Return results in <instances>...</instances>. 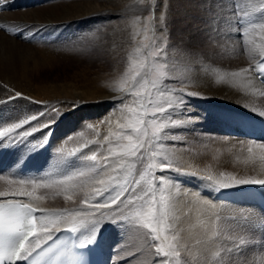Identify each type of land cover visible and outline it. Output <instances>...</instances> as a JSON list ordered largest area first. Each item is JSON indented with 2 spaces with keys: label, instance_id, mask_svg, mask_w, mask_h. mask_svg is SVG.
Instances as JSON below:
<instances>
[{
  "label": "bare ground",
  "instance_id": "1",
  "mask_svg": "<svg viewBox=\"0 0 264 264\" xmlns=\"http://www.w3.org/2000/svg\"><path fill=\"white\" fill-rule=\"evenodd\" d=\"M2 1L0 24L6 25V28L0 30V101L6 102H0V130L33 114L39 119L25 128L37 126L39 130L34 136L25 138L22 144L9 140V136L14 137L15 133L1 138L0 142L6 148L0 150V175H3L1 164L6 161L14 164L7 172H14L13 176L29 178L39 172L46 173L48 159H52L51 164H56V149L59 146L80 145L95 136V132L86 129L90 122L99 125V122L110 119L114 110L118 111V94L112 88L124 73L121 60L129 54L132 45L146 34L145 13L150 9L155 14L157 29L163 31L167 38L158 42L166 45L165 59L169 70L179 74L186 61L183 55L186 52L202 55L218 69L211 75L201 72L195 84L189 85V91L198 95L185 97L182 115L190 118L187 127L175 130L182 134L178 140L163 142L187 172H196L197 175L155 170L156 175H166L181 183L164 185L163 193L169 200L168 224L172 226L167 234H180L181 255L177 261L179 264H215L214 252L207 253V259L201 252L219 229L235 226L245 215L264 217V211L256 203L257 194H264V186L218 188L215 183L223 179L221 172L237 179L250 176L264 178V148L259 147L264 144V117L259 115L260 111H264V95H261L264 87L258 86L251 76L243 73L238 77H229V83L216 82L220 71L255 67L260 59L259 52L264 49V32L248 35L243 42L237 41L235 35L224 33L219 17L212 22L210 16L213 13L211 9L216 14L229 10L226 0H154L151 8L139 5L136 0H49L42 6H39L40 0L35 3L33 0H19L17 9L13 8L14 0ZM202 13L209 17L204 21L209 26L206 39L196 38L195 32L186 27L175 38L173 18L182 17L183 24H188L193 22L195 15ZM94 16L100 25L96 30L88 26ZM161 16L165 17L166 27L159 24ZM137 17L141 19L134 23ZM8 28L16 29V32L9 33ZM134 34H138L135 39ZM79 37L83 42L93 40L100 47L103 54L94 57L100 62L97 71L89 79L83 74L69 79L52 76L51 72L58 70L61 60L65 64L77 57H70L69 53L74 51V40ZM245 49L251 50V57ZM107 60L111 63L108 66ZM63 66L64 69L68 67L67 64ZM90 71L87 67L85 73ZM16 92H20L22 97L10 100L9 97L15 96ZM53 120L51 135L46 137L47 144H44L45 141L39 144L37 141L42 140L47 132L43 130L47 128L43 124ZM77 127L80 128L78 133L84 132L83 137L75 131ZM98 130L107 134L106 126L99 125ZM68 135L72 139L66 141ZM174 143L178 147H171ZM38 145H44L38 153L39 158L26 155V149H35ZM21 152L25 153L23 161H17L16 157ZM45 154L49 156L47 160L43 157ZM28 163L29 168L34 165L36 171L20 176L19 170ZM208 176L213 179H206ZM157 191L160 197L158 188ZM88 192L91 194V189ZM31 202L46 211H58L44 198ZM42 214L37 212V216ZM83 217L76 216L75 220L79 222L88 218ZM107 224L112 223L104 222L93 242L100 244L104 250L110 231H107ZM138 231L134 229L133 233ZM89 234L90 229H81L77 239ZM263 235L264 231L257 232L258 237ZM227 242L225 234L221 243Z\"/></svg>",
  "mask_w": 264,
  "mask_h": 264
},
{
  "label": "snow or ice",
  "instance_id": "2",
  "mask_svg": "<svg viewBox=\"0 0 264 264\" xmlns=\"http://www.w3.org/2000/svg\"><path fill=\"white\" fill-rule=\"evenodd\" d=\"M247 3L249 7L233 13L240 18L228 25L229 34L234 31L235 39L239 42H243L251 29H264V0H247ZM140 19L137 17L134 23ZM147 20V31L151 35L145 36L139 44L150 50L144 59L130 56L128 70L113 86L112 91L118 94V111L114 110L110 119L99 122V125L107 127V134L98 130L99 125L89 123L87 127L95 132V136L71 150L64 144L59 146L56 149V166L46 177L37 179L15 175L8 179V183L16 187L0 192V197H11L0 200V264H34V261L48 254L57 259L66 255L68 264H75V250L93 243L104 222L121 223L124 226L125 239L120 245V253L128 264H134L138 258L137 252L127 246V236L131 229L145 230V243L149 239L153 242L150 247L154 248L157 256L180 257L179 232L170 238L166 234L172 226L168 224L169 200L163 193L164 185L181 183L166 175H156L155 170H175L184 175H197L196 172H187L163 142L178 140L182 134L175 130L187 127L190 118L182 115L185 97L198 95L189 91V85L195 84L201 72L211 75L218 69L202 55L186 52L183 53L186 61L179 74L169 70L165 59L166 45L158 43L167 38L163 31L157 29L154 12L150 13ZM159 24L166 27L164 16L160 17ZM5 28L6 25L0 24V30ZM7 31L14 34L16 29L8 28ZM136 35H133L134 39ZM241 46L244 44L241 43ZM245 50L251 57V50ZM259 57L255 67L220 71L216 82L229 83V77H238L243 73L251 76L258 86L264 87V49L260 50ZM21 97L22 94L16 92L9 99ZM259 115L264 117V111H260ZM38 119L36 114L24 116L0 130V138L15 133L14 137L9 136L11 143H24L25 138L39 130L37 126H25ZM54 122H46L43 127H50ZM19 129L24 131L18 132ZM79 135L83 137L84 132L81 131ZM71 139L68 137L66 141ZM44 144H47V139ZM171 147L178 145L174 143ZM259 147L264 148V144ZM248 151L251 152L252 148L249 147ZM73 164L75 167H72ZM220 176L223 179L215 181L218 188L233 185L264 186V178L250 176L237 179L224 172ZM206 179L212 180L213 177L208 176ZM157 181L160 183L157 184ZM157 188L161 193L158 201ZM37 189L73 193L91 189V202L86 199L84 203H90L95 209L112 208L113 211L111 214L103 211L98 214L88 213L79 209L46 211L31 202L43 199L35 195ZM68 198L65 195V199ZM37 212L44 214L37 216ZM76 216L91 218L77 222ZM81 229H90V234L70 242L66 239L62 241L59 236L63 231L76 237ZM258 231H264V217L245 215L235 226L219 229L201 255L207 259V253L214 252L215 264H264V238L257 236ZM225 234L228 242L221 243ZM159 264H171V260L163 259Z\"/></svg>",
  "mask_w": 264,
  "mask_h": 264
},
{
  "label": "rangeland",
  "instance_id": "3",
  "mask_svg": "<svg viewBox=\"0 0 264 264\" xmlns=\"http://www.w3.org/2000/svg\"><path fill=\"white\" fill-rule=\"evenodd\" d=\"M48 1L49 0H40V1H38L39 6L46 5L45 3H47ZM226 1L228 3V6L230 7L229 10L228 9H224L223 12H221L219 14L217 12V14H218V16H217L216 11H214V9H211V12H213V13L211 14L210 17H211V20L212 19L213 20L214 19H218V17H219V23L222 25L223 32L224 33L227 32L229 34L228 25L229 24H234L235 20L240 18L238 16H234L233 13L238 12L241 9L249 7V4L247 3V0H231V2H230V0H226ZM136 2L139 5H146L147 7L151 8V5H153L152 3H154V0H148V1L136 0ZM232 7H233V9H231ZM32 9H34V8H32ZM150 13H152V11L150 9L145 13L146 14L145 15L146 19H147V17H149ZM206 17L207 16L205 14H203V13L200 16L199 15H195L194 19L192 20L193 22H190L188 24H183L184 19L182 17L173 18V20H172V28H173V34H174L175 38H176V36H180L182 34V32H183V28L186 27V28H188V29H190V30L195 32L194 34H195L196 38H200V39L201 38H205L206 39L207 38L206 35L209 32V28H208L209 26H206L205 22H204L206 20ZM207 19H209V17H207ZM213 20H212V22H213ZM89 24L90 25H88V26L92 30H96V29L100 28V25H98L97 17L93 18ZM148 26H149V21L147 20L146 30H147ZM258 31L263 33L264 29H260V28L251 29L248 35L256 34ZM230 34L231 35H235V32L233 31ZM149 35H151V33L146 31L145 36H149ZM144 37L139 39V41L140 40H144ZM246 37H244V39ZM79 39H81V38L79 37L76 40H74L75 42H74L72 48L73 49L75 48V49H74V51H70V53H69L70 57L71 56H73V57L77 56L78 59L75 60L77 58L76 57L75 59H73V61H71L69 63H65V64L68 65V67H66L65 69H64V66H63V65H65L63 63L65 61L61 60L62 63L61 62H59L60 64L58 63L59 64L58 67H57L58 70H54V71L51 72L52 76H59V77H63V78L69 79V78H72L75 75H76V77H79V75L83 74V76H85L87 79H89V78L92 77L93 72L97 71V69H98L97 66L100 64V62L95 61L96 59L94 57H95V55L98 56L99 54L100 55L103 54L101 49H100V47L93 40L91 42H90V40L83 42L82 39L80 41H79ZM139 41L132 45V48L130 49L129 54L127 56H124V58L121 60V64L120 65L123 67V71L124 72L128 70L129 57L130 56H132V55H136L137 56L138 55L140 59H144V57L147 55V52L150 50L149 48H144L142 45H140ZM144 42L148 43L147 40H145ZM137 48H139V51H137ZM153 55L155 56V54H153ZM156 59H158V58H156ZM53 61H55V60H53ZM110 64H111L110 61L107 60L106 66H108ZM87 67H90L91 71L89 73L88 72L85 73ZM81 71H84V72H81ZM46 112H47V110L42 112L41 116H43ZM52 129H53V125H50V127H47L45 129H43L45 131L47 130V132L44 135L43 139L39 140L37 142H39V144L41 142H44L46 137L48 136L47 134L49 132L51 133ZM79 129L80 128L77 127L75 129V131H77V133H78ZM86 129H88L87 126H86ZM34 135H35V132L31 136H29L28 138H30V137H32ZM68 137H72V136L68 135L66 138H68ZM73 139H75V138H73ZM0 141L2 142L1 138H0ZM1 142H0V148L1 147L2 148L0 150H3L6 147L3 146L2 145L3 143H1ZM34 143H36V142H34ZM75 147H77V146H72V147L69 146V147H66V148L68 150H71V149H73ZM41 149L42 148L39 147V145H38L35 149H26L25 153H27L26 155L29 154L30 158H33V159L34 158H39L38 155H40V154H38V153L42 151ZM30 151H32V152H30ZM33 151H34V153H33ZM157 151H161V150L157 149ZM25 153L24 152L23 153L22 152L19 153L17 155V157H16L17 161H23L22 158L25 156L24 155ZM14 154H15V152H14ZM43 157H44V159H46L49 156H47L45 154ZM157 158H159V157H157ZM47 161H48V168H47L46 173L39 172V173L34 174L32 177H29V178H33L34 177V178L39 179V178L46 177L48 172L53 167L56 166V164H51V161H52L51 158L48 159ZM72 167H75V164H73ZM5 175H7V177H4V175H0V176L3 177L2 179H0V192L7 191V190H9L10 187L11 188H15L16 187L15 184H11L10 185L8 183V179L12 177V176H10L11 173L5 174ZM145 187H147V186L145 185ZM88 191H90V189H88L86 191H78L76 193H73L71 191H69L68 193L67 192H63V191H59L58 192L56 189H37L35 195L43 197L46 200V203L48 205L52 206L53 208H55L58 211H63V210L73 211V210L79 209L82 212L96 213V214H98L101 211L109 213V214L112 213V211H113L112 208L95 209V208H92L90 206V203H84V201L86 199L89 200V202H91V197L93 196V193L90 194V192H88ZM65 195L69 196V198L67 200L65 199ZM156 199H157V201L159 200V193H158L157 189H156ZM48 202H50V203H48ZM80 217H83V216H80ZM85 217L86 216H84L83 218H85ZM87 217L88 218H86V219H90L91 218V216H87ZM107 226H108L107 231H108V229L110 230V231H108V234L110 236L109 238L111 239V241H109V239H106V242L107 241L108 242L107 243L105 242V243L106 244L109 243V244H108V250H107L106 245H105V250H106L107 256H108V253H109L110 263L111 264H128V261H125L124 259H122V255L123 254L120 253V245L123 243V241L125 239V228H124V226L121 223L107 224ZM132 230L129 231L128 236H127V246H128V248H131L132 250L137 252L138 258L134 261V264H156V263L159 264V262L161 260H163V259L171 260V264H179L180 263L179 261H177L178 257H174L173 256V257L164 258V257L157 256L155 254L154 248L150 247V245L153 242L149 239L148 243H145V239H146V237L144 236V231L145 230L138 229L139 231L135 232V233H133L134 229H132ZM167 235L169 236V238L171 237L170 234H167ZM261 238H264V237H261Z\"/></svg>",
  "mask_w": 264,
  "mask_h": 264
}]
</instances>
